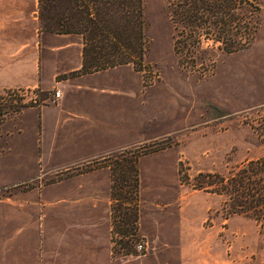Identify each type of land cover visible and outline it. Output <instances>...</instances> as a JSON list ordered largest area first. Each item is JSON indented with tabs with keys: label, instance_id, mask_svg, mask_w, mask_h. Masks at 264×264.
<instances>
[{
	"label": "rangeland",
	"instance_id": "rangeland-1",
	"mask_svg": "<svg viewBox=\"0 0 264 264\" xmlns=\"http://www.w3.org/2000/svg\"><path fill=\"white\" fill-rule=\"evenodd\" d=\"M166 4L143 0V52L127 64L80 74V38H68L74 47L57 52L48 40L56 45L62 39L44 32L38 40V84L0 88V165L8 169L0 182L16 171L11 183L0 185V242L15 236L10 216L16 213L18 264H58L45 252L44 212L57 199L69 203L67 195L78 200L86 179L108 209L116 242L112 264H177L179 251L168 245L184 229L207 235L206 245L192 242L194 259L205 250L200 258L208 261L264 264V220H256L262 211L250 199L235 206L240 192L230 184L249 162L264 158V0L246 48L225 54L200 34L203 49L212 54L199 51L195 68L173 51ZM203 60L212 67L201 66ZM57 91L61 98L55 100ZM95 103L102 121L91 123L100 133L72 136L71 121L83 124L80 111L94 112ZM66 105L79 109L77 116L71 119ZM28 109L32 115L23 117ZM55 109L61 113L53 114ZM17 137L18 149L28 153H15ZM75 149L77 155L66 158ZM17 156L12 170L6 163ZM134 162L136 189L135 172L128 169ZM52 220L50 215L44 222L48 230ZM61 230L62 222L57 239L64 243L69 234L60 237ZM141 239L148 243L144 253L134 248Z\"/></svg>",
	"mask_w": 264,
	"mask_h": 264
},
{
	"label": "trees",
	"instance_id": "trees-1",
	"mask_svg": "<svg viewBox=\"0 0 264 264\" xmlns=\"http://www.w3.org/2000/svg\"><path fill=\"white\" fill-rule=\"evenodd\" d=\"M166 3L174 31L173 51L186 58L188 68H195L199 51L212 54L208 48L203 49L200 34L205 40L219 44L217 49L225 54L246 48L254 39L259 0H166ZM142 8L143 0H38L39 32L77 36L82 46L79 73L100 72L127 64L130 57L142 54ZM182 62L178 60L183 66ZM200 64L212 67L208 60ZM128 169L135 172L136 189L135 162ZM241 171L239 181H230L240 192L233 197L234 205L241 208L249 199V203L255 200L262 211L256 220L263 224L264 158L249 162Z\"/></svg>",
	"mask_w": 264,
	"mask_h": 264
},
{
	"label": "crops",
	"instance_id": "crops-1",
	"mask_svg": "<svg viewBox=\"0 0 264 264\" xmlns=\"http://www.w3.org/2000/svg\"><path fill=\"white\" fill-rule=\"evenodd\" d=\"M41 35L38 22V0H0V88H32L38 84V40ZM54 36V38H59V41L62 39V41L54 45L56 41L50 38L48 41L53 43V46L50 47L52 50L56 49V51L58 50L57 52H66L74 47L73 43L68 41V38L72 37L71 35ZM78 50L82 51V46ZM94 106V112L80 111V120L83 121V124H73L71 121L70 131L72 136L77 137L78 135H82L87 138H94L97 131L100 133L99 127L97 129L96 126H99L102 121L101 110H97L96 103ZM66 107L68 109L65 110V113L71 119L77 116L79 109L70 105H66ZM54 112L53 114L55 115L60 114L61 110L55 109ZM24 114L23 117L32 115L29 109ZM91 122L95 123L94 125L98 123V125L92 127ZM14 124V129L18 132V119ZM79 132L80 134H78ZM6 133H8L6 134L8 135L7 137L10 138L11 132L9 128L6 130ZM73 133L75 134L73 135ZM15 139L17 141L14 145V151L17 155L18 150H20V154H26L30 151L28 149H18V137ZM6 149L9 148L6 146L4 149L5 153L7 152ZM77 153L78 149H75L74 152L70 150L66 158L72 160L73 156L77 155ZM54 154L59 155V153ZM62 156L59 159L61 161L64 159ZM45 159L49 161L55 159L57 161L56 157ZM6 164H8V167L12 166V170L14 167H18V156L13 160L10 159ZM6 170L8 169H3L0 165V173H6ZM15 173L16 171H14L12 176ZM10 177L1 181L0 185L11 183ZM85 182V193L84 195L79 193L78 200L75 195H67L69 203L68 199L65 198L61 200L57 199L55 200V205L47 208L44 212L42 236L48 246H45V252L46 255L53 256L58 264H108L109 262L112 264V237L108 209L102 197L93 192L97 191L96 187L94 190L90 188L89 185H92L91 181L86 179ZM50 215L51 217L54 216V220H52L51 229L48 230L44 222L47 216L50 217ZM74 216L80 219L76 223L71 219ZM10 217L15 218L14 228L16 233L15 236L11 235L4 244L0 242V264H18L17 214L15 213ZM61 222L62 234L60 237L69 234L66 242V237H64V243H60V239H57V232L59 231ZM10 229H12V226ZM72 235H75L76 240L72 238ZM195 240L206 245L207 235L205 233L194 234L190 230L184 229V231L176 235V240H174L175 245H168L169 248L174 247L179 251L177 264H230L222 259L208 261L200 258L205 256V250L203 256L199 255L198 259H194L195 253L191 251V245ZM50 246L53 247V254L50 252Z\"/></svg>",
	"mask_w": 264,
	"mask_h": 264
},
{
	"label": "built area",
	"instance_id": "built-area-1",
	"mask_svg": "<svg viewBox=\"0 0 264 264\" xmlns=\"http://www.w3.org/2000/svg\"><path fill=\"white\" fill-rule=\"evenodd\" d=\"M60 96H61L60 92L57 91V92L55 93V96H54L55 100L60 99ZM113 238H115V237L113 236L112 239H113ZM112 246H113V247L116 246V242H115L114 239L112 240ZM147 246H148V243H147L145 240L141 239L139 242H137V243L135 244L134 248L136 249V252H138V253H144V252H146L147 249H148Z\"/></svg>",
	"mask_w": 264,
	"mask_h": 264
}]
</instances>
